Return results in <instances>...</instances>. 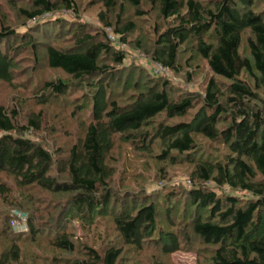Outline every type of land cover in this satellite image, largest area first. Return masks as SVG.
<instances>
[{"label": "trees", "instance_id": "obj_1", "mask_svg": "<svg viewBox=\"0 0 264 264\" xmlns=\"http://www.w3.org/2000/svg\"><path fill=\"white\" fill-rule=\"evenodd\" d=\"M30 1V9L21 11L28 22L59 8L50 0ZM104 1L107 9H113L117 2ZM130 1L139 7L138 0ZM159 6L162 18L175 19L177 23L160 35L152 60L159 66L174 68L180 46L195 38L198 52L208 62L213 75L231 82L227 104L220 102L219 90L211 80L202 100V109L191 123L159 125L154 129L156 139L166 145L163 158L171 157L173 153L191 154L197 148L194 135L209 141H222L228 150L224 163L193 161V186L186 193V200L200 213L192 220V231L204 245L214 249L209 264H264V101L239 81L243 73L251 76L256 73V84L264 92V18L253 11L254 0H219L212 10L205 9L197 0H159ZM60 8L76 12L71 0H63ZM70 28L75 35L73 49L47 48V63L51 69L62 71L76 82L123 76L122 71H115L106 64L107 58L115 66H122L125 60V55L111 45L107 35L100 40L90 35L85 25L73 24ZM133 30L134 26L130 24L119 34L124 38ZM246 31L252 34L247 41L250 59L240 55ZM5 32H0V43L16 38L32 44L27 36L20 37L8 29ZM206 37L212 45L204 42ZM11 71L10 58L0 49V81L11 83ZM91 87L95 88L91 96V122L84 136L57 165L41 144L25 138L26 132L39 130V119H30L28 128H20L19 114L0 106V176L13 178L22 189L34 187L68 196L72 215L89 219L105 213L111 204L108 183L112 173L106 162L115 137L132 136L135 138L133 143L140 142L145 146L150 137L144 127H149L152 120L162 114L170 119L185 116L196 102L194 98L186 97L174 103L165 89L151 87L136 89L138 97L123 107L103 81ZM67 93L66 84L48 82L40 93L39 103L47 104L53 97H64ZM254 101H259L262 107L253 106ZM227 113L231 123L226 130L220 131L218 126ZM54 165L60 175L67 176L66 181L51 175ZM209 184L247 192L252 198H221L209 189ZM9 194L10 189L0 179V196ZM26 202L27 205L34 203L31 198H25ZM27 205L21 203L19 207ZM110 212L125 244L140 250L153 238L158 217L155 202ZM168 214L171 211H167L166 216ZM29 225L32 233L37 234L31 221ZM154 242L166 255L180 249L179 238L174 233H162ZM54 245L61 250L74 251V245L66 235L57 236ZM8 253L2 255L1 264L11 260L18 262V245L13 243ZM121 253L120 249L111 248L102 257L87 249V261L82 264H116Z\"/></svg>", "mask_w": 264, "mask_h": 264}, {"label": "rangeland", "instance_id": "obj_2", "mask_svg": "<svg viewBox=\"0 0 264 264\" xmlns=\"http://www.w3.org/2000/svg\"><path fill=\"white\" fill-rule=\"evenodd\" d=\"M50 1L59 6L56 12L28 22L21 11L30 9V0H0V32L6 33L5 29H8L32 41V44L22 43L11 38L0 43V49L10 58L12 65V82L0 81V106L19 114L20 128H28L30 119H39V130L26 132L25 138L41 144L53 156L56 165L84 136L91 122V96L95 90L91 85L103 81L123 107L138 97L136 89L151 87L165 89L171 102L176 103L186 97H192L196 102L185 116L170 119L162 114L152 120L149 127H144L150 137L145 146L140 142L133 143L135 138L132 136L115 137L113 150L106 162L112 173L108 183L111 204L105 213L95 214L92 219L72 215L68 196L34 187L22 189L13 178L1 175V182L10 189V194L0 196V264L2 255L10 251L13 243L18 245L20 256L18 262L11 260L8 264H82L87 261V249L103 257L111 248L122 252L116 264H209L214 249L194 235L191 223L200 212L190 206L186 193L193 186V161L224 163L228 150L222 141H209L194 135L197 148L191 154L181 156L173 153L171 157L163 158L166 145L156 139L154 129L159 125L191 123L202 109V100L211 80L219 90L220 102L227 104L231 82L213 75L208 62L198 52V40L195 38L180 46L174 68L159 66L152 60L160 35L177 23L175 19L162 18L159 0L155 3L138 0V8L130 0H117L113 9H107L104 0H71L76 12L60 8L63 0ZM197 1L205 9L212 10L219 0ZM253 11L264 18V0H254ZM73 24L85 25L88 33L97 39L102 40L106 35L108 39L109 36L115 39V43L110 39L109 42L125 55V60L122 66L113 65L109 58L105 60L113 70L122 71V77H96L76 82L62 71L48 66V47L66 51L75 46L74 30L70 28ZM130 24L134 30L122 38L119 33ZM251 37L250 31L244 33L240 49V55L249 59L247 41ZM207 38L204 42L212 45ZM256 76V73L254 76L243 73L239 81L264 101V92L256 84ZM48 82L66 84L68 93L64 97H53L47 104H40V93ZM252 104L262 107L259 101ZM230 123L227 113L218 126L219 130H226ZM56 165L51 175L66 181L67 176L60 175ZM257 179L261 180L259 176ZM208 186L221 198H252L247 192L233 191L228 186ZM25 198H31L33 205H27ZM150 202H155L158 207L156 230L153 238L138 250L125 244L110 211L130 210ZM21 203L27 207L20 208ZM167 211L171 214L166 216ZM202 216L208 217V214L202 213ZM30 221L37 234L32 233ZM162 233L178 236L179 251L170 255L161 252L154 241ZM59 235H66L72 242L73 252L54 245Z\"/></svg>", "mask_w": 264, "mask_h": 264}, {"label": "built area", "instance_id": "obj_3", "mask_svg": "<svg viewBox=\"0 0 264 264\" xmlns=\"http://www.w3.org/2000/svg\"><path fill=\"white\" fill-rule=\"evenodd\" d=\"M109 39H110L112 42L115 41V39H114L112 36H109ZM114 43H115V42H114Z\"/></svg>", "mask_w": 264, "mask_h": 264}]
</instances>
